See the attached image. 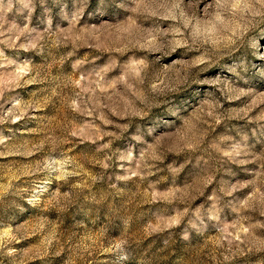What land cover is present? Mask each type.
Masks as SVG:
<instances>
[{
	"label": "rangeland",
	"instance_id": "1",
	"mask_svg": "<svg viewBox=\"0 0 264 264\" xmlns=\"http://www.w3.org/2000/svg\"><path fill=\"white\" fill-rule=\"evenodd\" d=\"M0 264H264V0H0Z\"/></svg>",
	"mask_w": 264,
	"mask_h": 264
}]
</instances>
